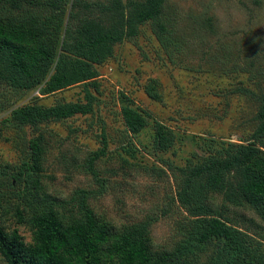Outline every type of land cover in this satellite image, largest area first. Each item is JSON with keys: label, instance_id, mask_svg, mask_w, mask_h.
I'll list each match as a JSON object with an SVG mask.
<instances>
[{"label": "rangeland", "instance_id": "obj_1", "mask_svg": "<svg viewBox=\"0 0 264 264\" xmlns=\"http://www.w3.org/2000/svg\"><path fill=\"white\" fill-rule=\"evenodd\" d=\"M48 2L24 0L19 12L0 0L1 20L44 23L52 15ZM93 71L91 80L52 93L45 82L27 93L0 83V227L34 244L25 219L37 194L35 205L56 208L70 223L83 224L92 213L118 232H143L155 254L152 264H264V221L254 208L229 203L224 193L204 201L210 214L245 235V247L224 254L221 239L197 241L202 217L189 216L176 198V168L225 152L230 143L257 140L264 0H166L163 19L139 25L135 37L112 45ZM87 91L95 97L88 115L38 126L7 121L17 106L86 104ZM124 106L147 119L140 133L127 130ZM158 123L175 134L168 150L155 143ZM33 162L38 168L28 169ZM21 170L23 178L15 181Z\"/></svg>", "mask_w": 264, "mask_h": 264}, {"label": "trees", "instance_id": "obj_2", "mask_svg": "<svg viewBox=\"0 0 264 264\" xmlns=\"http://www.w3.org/2000/svg\"><path fill=\"white\" fill-rule=\"evenodd\" d=\"M8 3L10 9L19 12L25 7L24 0ZM66 6L67 0H49L52 15L44 23L42 19L2 21L0 17V83L18 93H27L45 82L46 93H52L89 81L95 76L93 65L105 59L112 45L135 37L139 25L163 19L166 0L126 5L121 0H71L68 11ZM74 21H78L76 28H72ZM85 98L86 104L17 106L10 110L7 121L17 126H38L88 115L95 97L87 91ZM122 117L134 135L148 125L144 115L129 106L122 108ZM257 118L260 124L254 142L230 143L225 152L176 168L181 176L176 187L177 201L189 216L202 217L197 241L221 239L224 254L245 247V235L210 214L204 201L209 194L224 193L229 203L251 206L264 221V100ZM154 140L161 150H168L175 134L158 123ZM31 147L38 155V144L33 142ZM27 167L38 168L35 162ZM24 174L21 170L15 181ZM31 195V212L25 221L36 242L26 244L17 231L6 232L0 227V259L4 264H114V260L115 264H152L155 254L143 232H118L92 213L83 224L70 223L56 208L46 210L35 205L37 194Z\"/></svg>", "mask_w": 264, "mask_h": 264}]
</instances>
